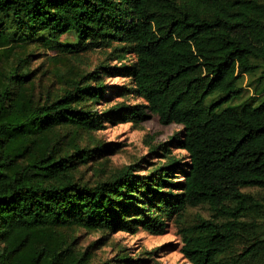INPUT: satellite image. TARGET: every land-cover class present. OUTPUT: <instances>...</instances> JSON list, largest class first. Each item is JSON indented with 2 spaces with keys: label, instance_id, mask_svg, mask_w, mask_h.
<instances>
[{
  "label": "trees",
  "instance_id": "1",
  "mask_svg": "<svg viewBox=\"0 0 264 264\" xmlns=\"http://www.w3.org/2000/svg\"><path fill=\"white\" fill-rule=\"evenodd\" d=\"M68 33L76 45L61 43ZM34 38L63 53L117 44L133 56L126 70L145 104L99 114L83 104L97 103L102 87L80 81L43 106H8L0 89V264H87L59 228L161 234L201 206L212 218L181 229L190 264H264V193L242 191L264 192V0H0V48ZM148 112L183 127L175 142L186 168L170 157L149 174L130 166L92 186L72 178L69 156L16 161L42 129L97 132L103 117L140 124Z\"/></svg>",
  "mask_w": 264,
  "mask_h": 264
},
{
  "label": "rangeland",
  "instance_id": "2",
  "mask_svg": "<svg viewBox=\"0 0 264 264\" xmlns=\"http://www.w3.org/2000/svg\"><path fill=\"white\" fill-rule=\"evenodd\" d=\"M60 41L74 45L78 42L73 33L65 34ZM133 61V56L117 44L88 46L63 53L49 39L34 38L0 48V89L9 88L8 106L17 100H32L33 105L43 106L61 98L73 88L74 82L80 81L81 86L102 87L101 99L97 103L87 101L83 106L104 114L118 106L145 104L136 94L126 70ZM89 75L90 80L86 82L84 77ZM148 114V119L140 124L116 116L111 121L103 117L105 127L97 132L72 124L42 129L28 137L23 154L16 161L21 164L43 154L57 158L69 156L73 162L72 178L92 186L114 179L130 166L136 174H149L170 157L186 168L188 155L175 142L180 140L183 127L164 125L157 115ZM180 176L175 173V180H182ZM242 191L257 198L264 193L257 187H246ZM202 218H212L205 206L189 208L181 219L167 221L161 234L143 229L133 233L90 231L73 226L59 228L58 234L65 239L69 250L85 255L87 264H190L181 252V229L196 225ZM260 222L264 223V218ZM245 248L243 242L236 244L225 259L237 256Z\"/></svg>",
  "mask_w": 264,
  "mask_h": 264
}]
</instances>
